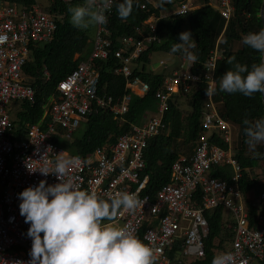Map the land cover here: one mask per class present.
Masks as SVG:
<instances>
[{
	"label": "built area",
	"instance_id": "built-area-1",
	"mask_svg": "<svg viewBox=\"0 0 264 264\" xmlns=\"http://www.w3.org/2000/svg\"><path fill=\"white\" fill-rule=\"evenodd\" d=\"M145 1L156 7L153 0ZM139 5L146 9L145 2ZM203 5L213 7L226 22L233 12L231 0H176L169 10H160L158 16L150 14L137 25L134 31L139 37L131 34L112 39L106 25L96 26L88 56L57 83L58 94L48 99L41 119L26 123L24 135L19 137L9 112L15 104L33 103L35 95L23 67L32 46L53 38L62 15L48 11L38 2H0V264L30 259L32 240L27 236L30 225L20 215L18 194L29 186H37L41 180L49 185L59 183L55 174L30 173L26 165L37 169L47 164L52 171L57 162H68L65 179H73L80 190L95 192L106 201L123 192L138 194L143 202L141 207L133 212L121 210L111 224L127 225L139 239L158 250L156 264H184L183 258L190 261L203 257L208 233L204 213L216 208L229 214L231 222L227 227L232 230V237L226 250L214 248L215 256L231 252L236 256V264L264 262V182L247 203L240 188L243 168L231 146L237 126L220 114L221 100L215 94L206 95V88L215 86V63L221 52L217 42L199 73L191 71V62L185 57L179 58L154 91L155 109L145 110L139 122L131 123L114 142H106L85 156L70 154L56 142V139L70 141L93 113L108 112L123 121L131 96L142 97L150 88L147 82L132 76V70L150 45L161 42L158 22L166 16L185 15ZM111 12L106 13L107 17ZM151 54L147 55L149 60ZM109 57L116 60L113 72L125 78L128 90L117 97L99 89L97 63ZM158 64L165 66L166 62L160 60ZM44 74L48 76L46 69ZM201 81L202 131L189 153H180L172 162L169 182L154 194L146 192L149 176L144 172V151L148 141L168 134L170 128L164 113L169 102L187 99ZM213 133L228 147L210 142ZM224 164L232 168L229 180L210 174L213 166Z\"/></svg>",
	"mask_w": 264,
	"mask_h": 264
},
{
	"label": "trees",
	"instance_id": "trees-1",
	"mask_svg": "<svg viewBox=\"0 0 264 264\" xmlns=\"http://www.w3.org/2000/svg\"><path fill=\"white\" fill-rule=\"evenodd\" d=\"M1 1L14 4L37 2V0ZM175 1L162 2L159 0L155 7L152 3L139 0V3H146V9H141L140 5L137 7L134 3L133 11L127 19L119 18L114 3L106 24V27L111 31L110 37L115 39L117 36L131 34L139 37L135 34L134 28L150 14L158 16L160 10L170 8ZM231 1L233 12L227 22L210 5L200 6L182 16L171 15L160 20L157 29L161 42L150 45L140 55L132 70V76H138L149 84L150 88L147 93L142 97L131 96L128 111L124 114V119L121 122L114 119L108 112L100 111L89 115L87 121L82 124L81 133L76 134L74 132L70 141H64L65 149L70 154L85 156L106 142H114L118 135L130 128L131 123L139 122L145 110L155 109L154 91L160 86L165 73L147 69L146 65L150 63L147 55L161 51L179 58L184 57L182 52L173 53L171 49L175 43L181 42L179 34L182 33V26L187 24L188 31L191 32L196 45L195 48L190 49L197 56L195 64L191 62L192 72H201L203 63L215 47L216 42L221 50L214 69L215 87L217 89L215 93L217 98H215L221 100L220 114L238 128L239 145L233 155L243 168L240 188L246 202L249 203L253 193H256L264 182L259 179L257 174L251 173L260 161L264 162V143L261 144L260 151L251 152L248 150V145L245 143L243 120L247 118L254 122L256 119L264 117L262 94L254 93L251 97H246L241 93L221 92L219 91V82L221 77L232 69V65L227 64V60L231 56H235L236 62L247 65L249 69H251L252 64L260 62L261 54L244 45L242 37L250 32H258L263 28L259 16L262 0ZM83 3L85 0H53L46 5L48 11L61 14L62 20L57 23L53 38L49 42L30 48L28 60L23 67L24 72L29 76L35 95L33 103L24 101L15 104L12 109L13 116L11 117L19 137L24 135L26 123H36L41 119L44 105L48 99L51 96L56 97L58 94L57 83L90 53L91 44L88 30L73 26L71 13L68 11L69 7L80 6ZM235 42H240V46L234 49ZM116 63L112 57H109L105 62L97 63L100 91L115 97L128 92L125 89V78L113 72ZM44 69L47 70L48 76L44 74ZM203 84L202 81L199 82L197 88L188 93L186 100L189 106L187 109H181L178 100L169 102L168 109L164 113V120L170 128L168 134L155 136L148 141L144 151V172L149 176L146 192L154 194L157 189L169 182L172 162L178 157L182 148H185V152L189 153L196 143L202 131ZM209 140L223 148L228 147L227 143L220 139L217 133H213ZM56 142L60 146L64 143L59 139H56ZM257 152L260 153L259 156L256 155ZM245 169H249V171ZM210 174L217 178L229 180L232 175V168L226 164L213 166L210 169ZM204 214L208 222L204 256L190 261L183 258L186 262L184 264H209L215 256L214 248L226 250L229 246L232 237V230L227 227V223L231 222L229 214L222 208L206 211ZM175 247H178V244H175Z\"/></svg>",
	"mask_w": 264,
	"mask_h": 264
},
{
	"label": "clouds",
	"instance_id": "clouds-1",
	"mask_svg": "<svg viewBox=\"0 0 264 264\" xmlns=\"http://www.w3.org/2000/svg\"><path fill=\"white\" fill-rule=\"evenodd\" d=\"M114 3L119 18L127 19L131 15L134 0L118 3L116 0H85L83 6L69 7L71 22L82 30L106 25V13L112 10ZM136 5L139 6V0ZM179 39L181 42L175 43L171 51L182 52L195 64L197 56L190 51L196 46L191 32L180 33ZM242 42L261 54L260 62L249 69L236 62L235 56L229 57L227 64L232 65V69L221 77L219 91L241 93L246 97L264 94V28L244 35ZM216 90L210 85L206 95L210 97ZM243 124L245 143L255 151L258 144L264 143V117L254 122L245 118ZM26 167L30 173L55 174L59 183L49 185L41 180L37 186H29L18 194L20 215L30 225L27 236L32 246L30 259L16 264H156L158 250L139 239L127 225L111 224L121 210L133 212L141 207L143 202L137 193H119L106 201L95 192L80 190L73 179H65L68 162H57L52 171L47 164L37 169L29 164ZM211 264H236V256L231 252L222 253L214 256Z\"/></svg>",
	"mask_w": 264,
	"mask_h": 264
},
{
	"label": "rangeland",
	"instance_id": "rangeland-1",
	"mask_svg": "<svg viewBox=\"0 0 264 264\" xmlns=\"http://www.w3.org/2000/svg\"><path fill=\"white\" fill-rule=\"evenodd\" d=\"M53 0H37L38 3H40L41 5L45 6L48 5L49 2H51ZM162 2H166V1H171V0H161ZM153 2L155 3V5H157L159 3V0H153ZM85 3H83L82 5L80 6H83ZM170 8L168 9H165V10H169ZM163 14H167V12H163ZM168 17V16H166ZM165 17V18H166ZM88 30V34H89V37H90V44L92 45V39L94 38V34H95V31H96V26L95 27H90ZM185 31H188V26L187 24H184L181 28V32H185ZM240 46V42H235L234 45H233V48H237ZM178 58L176 56H173V55H170L168 53H164V52H161V51H158V52H153L151 54V58H150V63L147 64V69H151L152 71L154 72H166L168 71V66L169 65H172V64H175L177 63V60ZM160 60H164L166 62V65L165 66H160L158 64V62ZM180 103V108L185 110L188 108V101L186 100V98H183L182 100L179 101ZM13 109V108H12ZM12 109L10 110L9 114L11 116H13V112H12ZM219 110H220V107H219ZM148 115V113L146 114V116ZM82 131V125L75 131L76 134L78 133H81ZM237 134L233 132L232 134V141H231V146L233 148V152H235L236 148L238 147L239 145V134H238V128H237ZM62 141L64 142L65 140L62 139ZM262 144V143H261ZM261 144H258L256 146V149L255 151H260L261 149ZM62 146L64 148H66V144L65 142L62 143ZM249 148V146H248ZM249 151L251 152H254L253 150H251L250 148L248 149ZM180 153H186L185 152V148H182V150L180 151ZM179 153V154H180ZM250 153V152H249ZM251 173H255L258 175L259 179L261 181H264V162L260 161V163L258 164V166L256 168H254L252 170ZM255 195V193H253ZM253 195V197H254ZM252 264H258L257 262H253ZM260 264V263H259Z\"/></svg>",
	"mask_w": 264,
	"mask_h": 264
},
{
	"label": "water",
	"instance_id": "water-1",
	"mask_svg": "<svg viewBox=\"0 0 264 264\" xmlns=\"http://www.w3.org/2000/svg\"><path fill=\"white\" fill-rule=\"evenodd\" d=\"M259 16H260V19L262 22V26L264 28V0H262V2H261V7L259 10ZM262 100H263V107H264V94H262Z\"/></svg>",
	"mask_w": 264,
	"mask_h": 264
},
{
	"label": "crops",
	"instance_id": "crops-1",
	"mask_svg": "<svg viewBox=\"0 0 264 264\" xmlns=\"http://www.w3.org/2000/svg\"><path fill=\"white\" fill-rule=\"evenodd\" d=\"M177 58L179 59V57H177ZM178 59H177V60H178ZM177 62H178V61H177ZM174 65H176V63H175V64H172V65H169V66H168V70L171 69L172 67H174Z\"/></svg>",
	"mask_w": 264,
	"mask_h": 264
}]
</instances>
